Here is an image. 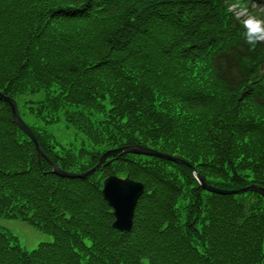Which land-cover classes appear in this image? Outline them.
I'll return each mask as SVG.
<instances>
[{
	"label": "trees",
	"instance_id": "1",
	"mask_svg": "<svg viewBox=\"0 0 264 264\" xmlns=\"http://www.w3.org/2000/svg\"><path fill=\"white\" fill-rule=\"evenodd\" d=\"M241 3L257 14L252 0H0V90L67 170L141 144L213 185L264 186V42L246 43ZM27 116L64 118L81 141L56 150ZM111 174L145 184L129 232L103 196ZM0 217L53 235L26 250L0 230V264H264L260 193L210 192L190 165L134 153L61 177L3 99Z\"/></svg>",
	"mask_w": 264,
	"mask_h": 264
},
{
	"label": "water",
	"instance_id": "2",
	"mask_svg": "<svg viewBox=\"0 0 264 264\" xmlns=\"http://www.w3.org/2000/svg\"><path fill=\"white\" fill-rule=\"evenodd\" d=\"M0 98L7 99L11 102L12 111L14 113V121L20 126V128L27 133V135L36 143L37 149L39 151V160L42 162L43 156L50 159L44 152L36 133L30 128L25 120L22 118L19 106L16 100L7 97L2 91H0ZM135 152L140 155L148 156H158L165 158L167 160H172L178 163L189 164L185 159L172 155L169 153H163L157 149L149 146H144L141 144H135L131 146H125L114 150H107L104 152L103 156L100 158L98 163L87 171H71L60 167L59 165L53 163L51 160L52 172L61 177L69 178H88L94 174L101 166L104 164V160L109 156L116 154L117 152ZM194 173L200 184L206 189L213 191L215 193L229 195V194H241L248 191H255L260 194H264V186L250 184L246 187L240 189L232 188H222L216 185L209 184L206 176L202 175L196 168H194ZM105 188L103 193L105 199L109 206L113 208V213L116 217L114 226L123 232H129L132 230L134 225L135 211L138 203L139 197L144 193L145 184L142 181H138L127 177L123 179L119 175L113 174L108 176L104 181Z\"/></svg>",
	"mask_w": 264,
	"mask_h": 264
},
{
	"label": "rangeland",
	"instance_id": "3",
	"mask_svg": "<svg viewBox=\"0 0 264 264\" xmlns=\"http://www.w3.org/2000/svg\"><path fill=\"white\" fill-rule=\"evenodd\" d=\"M252 8L256 9L257 14L264 16V6L260 7L264 0H252ZM239 16L243 19L248 15H253L255 12L248 11L247 7H244L241 3L239 6H235ZM254 15V16H257ZM27 121L32 126L46 129L54 137V144L56 150H65L67 147L73 144H79L81 141L78 139V134L75 129L66 122L64 118L57 122L46 123L42 118H36L35 116H27ZM0 230L9 231L15 234L19 238L20 245L26 250H33L39 246L41 242H50L53 240V235L45 232L38 227L30 224L29 222L19 218H5L0 217Z\"/></svg>",
	"mask_w": 264,
	"mask_h": 264
},
{
	"label": "clouds",
	"instance_id": "4",
	"mask_svg": "<svg viewBox=\"0 0 264 264\" xmlns=\"http://www.w3.org/2000/svg\"><path fill=\"white\" fill-rule=\"evenodd\" d=\"M242 27L248 45L255 46L259 42H264V19L248 15L242 20Z\"/></svg>",
	"mask_w": 264,
	"mask_h": 264
},
{
	"label": "bare ground",
	"instance_id": "5",
	"mask_svg": "<svg viewBox=\"0 0 264 264\" xmlns=\"http://www.w3.org/2000/svg\"><path fill=\"white\" fill-rule=\"evenodd\" d=\"M1 91V90H0ZM4 93V92H3ZM5 94V93H4ZM7 97H10V98H12V99H14V100H16L15 98H13V97H11L10 95H7V94H5ZM0 99H3V100H5V101H8L9 103H10V105H11V102L9 101V100H7V99H4V98H0ZM17 101V100H16ZM17 103H18V101H17ZM19 106V105H18ZM12 108V107H11ZM20 111V110H19ZM13 112V111H12ZM21 114V113H20ZM22 116V115H21ZM23 118V117H22ZM13 119H14V113H13ZM24 119V118H23ZM15 122V121H14ZM26 122V121H25ZM16 123V122H15ZM27 123V122H26ZM17 124V123H16ZM18 125V124H17ZM27 125H28V123H27ZM19 126V125H18ZM29 126V125H28ZM20 127V126H19ZM30 127V126H29ZM31 128V127H30ZM40 142V141H39ZM35 143V142H34ZM36 144V143H35ZM41 144V143H40ZM133 145H135V144H133ZM42 146V145H41ZM125 146H131V145H124V146H121V147H125ZM36 147H37V145H36ZM121 147H116V148H111L110 150H114V149H118V148H121ZM43 148V147H42ZM158 150V149H157ZM37 151H38V149H37ZM158 151H160V150H158ZM44 152H45V154L50 158V159H48V158H46V157H44L43 156V158H42V161H43V159H46L48 162H49V164L51 165V161L53 162V163H55V164H57V165H59L58 163H56L51 157H50V155H48L47 153H46V151L44 150ZM160 152H162V151H160ZM117 153H124V154H127V153H134V154H138V153H135V152H122V151H120V152H117ZM116 153V154H117ZM163 153H166V152H163ZM116 154H113V155H111V156H109L108 158H106L105 160H104V164H105V162H106V160L107 159H109V158H111V157H113V156H115ZM170 154V153H169ZM140 155V154H139ZM103 156V155H102ZM101 156V157H102ZM154 156H156V155H154ZM38 157H39V151H38ZM100 157V158H101ZM156 157H158V156H156ZM161 158V157H160ZM163 159H165V158H163ZM51 160V161H50ZM100 160V159H99ZM40 161V160H39ZM170 161H172V160H170ZM41 163V162H40ZM98 163V162H97ZM178 163V162H177ZM103 164V165H104ZM185 164V163H184ZM187 165H190L191 167H193V168H195L192 164H187ZM60 166V165H59ZM61 167V166H60ZM92 168V167H91ZM65 169V168H64ZM195 170V169H194ZM87 171V170H86ZM198 171V170H197ZM93 175V174H92ZM196 176V175H195ZM205 176V175H204ZM90 177V176H89ZM88 177V178H89ZM128 177V176H127ZM127 177H122L123 179H126ZM129 178H131V177H129ZM207 178V177H206ZM198 180V179H197ZM105 181V180H104ZM208 181V180H207ZM200 183V182H199ZM209 184H212V183H210V182H208ZM201 185V184H200ZM213 185V184H212ZM202 186V185H201ZM203 187V186H202ZM104 188H105V185L103 186V190H104ZM204 189H206L205 187H203ZM232 189H240V188H232ZM103 190H102V192H103ZM206 190H208V189H206ZM208 191H210V190H208ZM210 192H213V191H210ZM261 195H263L264 196V194H261ZM103 196H104V198H105V195H104V193H103ZM140 198V197H139ZM106 200V199H105ZM138 201H139V199H138ZM138 204V203H137ZM115 216V215H114ZM115 221H116V217H115V220H114V222H113V226H114V223H115ZM115 227V226H114ZM116 229H118L117 227H115ZM118 230H120V229H118ZM121 231V230H120ZM121 232H123V231H121Z\"/></svg>",
	"mask_w": 264,
	"mask_h": 264
}]
</instances>
